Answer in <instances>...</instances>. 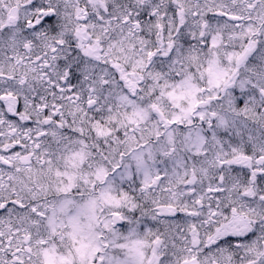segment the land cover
<instances>
[{
	"label": "snow or ice",
	"instance_id": "6c2138e0",
	"mask_svg": "<svg viewBox=\"0 0 264 264\" xmlns=\"http://www.w3.org/2000/svg\"><path fill=\"white\" fill-rule=\"evenodd\" d=\"M0 264H264V0H0Z\"/></svg>",
	"mask_w": 264,
	"mask_h": 264
}]
</instances>
